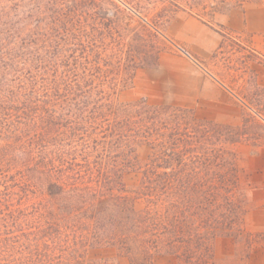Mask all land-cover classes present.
<instances>
[{
  "label": "trees",
  "instance_id": "16d2710c",
  "mask_svg": "<svg viewBox=\"0 0 264 264\" xmlns=\"http://www.w3.org/2000/svg\"><path fill=\"white\" fill-rule=\"evenodd\" d=\"M159 2L0 0V264H81L103 244L132 264L161 252L204 264L213 240L242 225L236 128L118 100L159 62L149 19L175 13ZM136 169L142 211L124 181Z\"/></svg>",
  "mask_w": 264,
  "mask_h": 264
},
{
  "label": "rangeland",
  "instance_id": "374dc122",
  "mask_svg": "<svg viewBox=\"0 0 264 264\" xmlns=\"http://www.w3.org/2000/svg\"><path fill=\"white\" fill-rule=\"evenodd\" d=\"M159 1L161 2L157 4L156 12L164 6L163 14L175 11L171 17L173 18L183 13L201 21L222 36L220 46L203 59L199 55L188 53L183 43L169 31L168 22L157 23L153 20L155 18L149 19V28L157 35L156 40L163 48L161 55L173 54L180 57L176 61L183 67L189 65L198 69L206 68L227 87L232 88L241 98V104L238 103L237 106L238 116L234 119L208 117L204 104L182 99V94L175 87L180 79L170 78V72L166 69L152 75L151 86L144 78L139 86L135 85L134 80L131 87L121 91L118 100L126 103L145 98L153 105L184 107L191 109L200 119L236 128L233 137L239 139L235 149L239 155L241 192L245 195L244 221L233 231L222 233L213 240L212 255L204 264H264V158L257 161L251 159L264 147V1L246 0L243 4H238L236 0L218 3L214 0H202L203 5L193 7L192 11L185 4L187 0ZM134 19L139 20L135 15ZM125 23L126 20L121 19L119 25L125 27ZM193 28L197 29L195 25ZM157 67L159 62L156 66L144 68ZM139 70L136 76L139 75ZM163 81L169 87H163ZM144 91L151 95H144ZM261 152L264 153V150ZM148 154V147H138L139 163L144 164ZM141 180L142 172L139 169L124 175L125 184L135 197L138 211L147 206L146 200L136 193ZM81 264L132 263L121 247L103 244L89 248ZM151 264L188 263L171 253L161 252L153 253Z\"/></svg>",
  "mask_w": 264,
  "mask_h": 264
},
{
  "label": "crops",
  "instance_id": "0c3cea01",
  "mask_svg": "<svg viewBox=\"0 0 264 264\" xmlns=\"http://www.w3.org/2000/svg\"><path fill=\"white\" fill-rule=\"evenodd\" d=\"M193 25L197 29H194ZM168 28L172 32V35L188 49V53L199 55L203 59H206L207 56L213 53L222 41V36L218 32L201 21L183 13L171 18L168 21ZM176 59L180 60V57L173 54L161 55L159 67L139 70V75L135 76V85L139 86L141 79L144 78L151 86L153 82L152 75L155 72L158 73L166 69V71L170 72V78L176 77L180 79L175 87L182 94L183 100L198 101L204 104L207 116L210 118H237V106L238 103L241 104V98L232 88L227 87L206 68L198 69L189 65L183 67L179 65ZM162 86L169 87L164 81ZM171 86L173 88V85ZM143 94L146 96L151 95L147 91H144ZM259 150L260 153L253 155L251 159L257 161L259 158H264V153L261 152L264 150V147H261Z\"/></svg>",
  "mask_w": 264,
  "mask_h": 264
}]
</instances>
